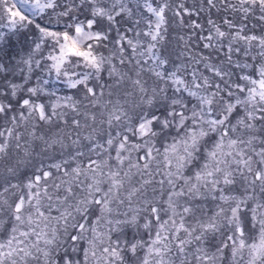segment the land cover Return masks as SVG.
<instances>
[{
  "label": "snow or ice",
  "instance_id": "1",
  "mask_svg": "<svg viewBox=\"0 0 264 264\" xmlns=\"http://www.w3.org/2000/svg\"><path fill=\"white\" fill-rule=\"evenodd\" d=\"M0 264H264V0H0Z\"/></svg>",
  "mask_w": 264,
  "mask_h": 264
}]
</instances>
